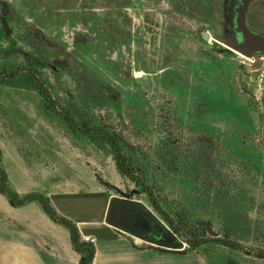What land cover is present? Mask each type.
<instances>
[{
  "label": "rangeland",
  "instance_id": "rangeland-1",
  "mask_svg": "<svg viewBox=\"0 0 264 264\" xmlns=\"http://www.w3.org/2000/svg\"><path fill=\"white\" fill-rule=\"evenodd\" d=\"M244 5L250 55L226 44L246 41ZM19 69L0 80L3 167L17 192L46 194L95 238V264H264V0H0V72ZM36 76L59 111L118 137L127 165L191 234H175L118 173L109 142L49 109ZM110 199L140 205L180 244L109 224ZM192 233L243 248L194 247ZM69 240L38 202L0 194V264H53L46 247L66 255Z\"/></svg>",
  "mask_w": 264,
  "mask_h": 264
},
{
  "label": "trees",
  "instance_id": "trees-1",
  "mask_svg": "<svg viewBox=\"0 0 264 264\" xmlns=\"http://www.w3.org/2000/svg\"><path fill=\"white\" fill-rule=\"evenodd\" d=\"M20 72L21 69L14 70L9 73L0 72V80H3L2 78L6 79L7 76L12 78L15 75L19 74ZM36 79H37L38 89L41 91L43 97L48 102L49 109L59 114L72 131L78 132L79 134L85 136L88 135L89 137H91L92 140L95 141L97 139H102L109 142L114 151L115 166L118 173L121 176L128 177L133 182L141 186L142 191L148 194L152 206L157 210V212L161 214L163 219L169 224L170 228L173 230L175 234L187 235L188 232H190L191 234V231H188L187 226L184 223L182 222L180 224L174 223L170 219L169 215L165 211H163L160 205L158 204V202L155 201L154 197L152 196L153 193L151 189L143 183L142 179H140L139 176L136 174V171L133 168H131L129 165H127L125 155L122 151L121 142L118 139V137H116L110 131L105 130L103 128L82 126L67 111H63V112L59 111L58 107L55 105L56 104L55 100L51 96L52 95L51 92H49L47 86L44 85L45 81L43 82L42 79H38L37 76ZM0 194H2L12 206H21L32 201L38 202L42 207L43 211L52 221L64 225L67 228L69 232L71 247L74 251H76L80 255L78 264H92L96 250L94 243L92 241L85 240L82 238L80 230L76 225V223L63 215H60L51 205L50 199L46 194L37 191H29L20 194L13 188L12 184L9 181L7 172L2 164L1 149H0ZM191 236L192 237H189L190 239H188V242L191 246L194 247H200L201 245L206 244L209 241H214L216 243L223 244L233 249L243 248V246L240 245V243L229 239L199 237L197 235L193 236V233ZM256 255L264 258V251L256 252Z\"/></svg>",
  "mask_w": 264,
  "mask_h": 264
},
{
  "label": "flooded vegetation",
  "instance_id": "flooded-vegetation-1",
  "mask_svg": "<svg viewBox=\"0 0 264 264\" xmlns=\"http://www.w3.org/2000/svg\"><path fill=\"white\" fill-rule=\"evenodd\" d=\"M245 36V35H243ZM246 39L245 43L242 44L245 46L248 50L252 49L253 45L255 43H250L247 40V36L244 37ZM111 200H117V199H110L108 208L110 207ZM124 202V201H122ZM124 208L127 210V220L125 221L128 225L127 231H130L131 233H134L135 235H139L140 237H143L146 240H154L155 241V235L162 237V227L157 223L151 215H149L146 211L143 210V208L132 202L130 199H126L124 202ZM120 206L116 205V213H119Z\"/></svg>",
  "mask_w": 264,
  "mask_h": 264
},
{
  "label": "water",
  "instance_id": "water-1",
  "mask_svg": "<svg viewBox=\"0 0 264 264\" xmlns=\"http://www.w3.org/2000/svg\"><path fill=\"white\" fill-rule=\"evenodd\" d=\"M245 8L246 5H244V9H242L239 17V27L244 33L245 37L247 36V40L250 44L252 40L251 35L248 28L245 26V22H244ZM204 37L208 38L207 33L204 34ZM226 44L232 47L233 49H235L236 51H239L240 53H243L245 55H250L251 53L250 49L248 50L245 46L237 44L231 40H226ZM117 204L120 206L118 214L116 213ZM124 204H125L124 202H121L119 200H111V204L109 209L107 210V215H106V220L109 224L115 227L119 226L121 228H128V225L125 222L127 220L128 212L127 210H125ZM155 240L166 243L167 245H171L173 247L180 244L177 238L170 235L168 232L164 231L163 228H162V237L155 235Z\"/></svg>",
  "mask_w": 264,
  "mask_h": 264
},
{
  "label": "crops",
  "instance_id": "crops-1",
  "mask_svg": "<svg viewBox=\"0 0 264 264\" xmlns=\"http://www.w3.org/2000/svg\"><path fill=\"white\" fill-rule=\"evenodd\" d=\"M80 230V229H79ZM80 233H81V236H82V238L85 236V235H89V234H83L82 232H81V230H80ZM90 236V235H89ZM70 241V240H69ZM42 242H44V240L42 241ZM47 242H49L48 244H50V241H47ZM93 243H95V242H93ZM54 247V246H53ZM23 248H25L26 249V247L25 246H23ZM47 249H46V252H47V254L48 255H51L52 253H55L56 255H55V257H56V261L53 263V264H64V263H71V264H78V260H79V258H80V255H79V253H77L76 251H74L73 249H72V247H71V244H70V248L73 250V251H71V253H66V255L65 254H60V251H58V250H60V249H58L57 247H55V248H52V245H48L47 247H46ZM29 249H31V250H33V251H36V249L34 248V249H32V248H29ZM95 249H96V247H95ZM27 250V249H26ZM71 254V255H70ZM96 256H97V252H96V250H95V255H94V258H93V261H92V264H95V262H96ZM71 258V260H69L68 258ZM49 262H51L49 259H48V262L46 261L45 263H38V264H50ZM16 263V261H13L12 262V264H15ZM22 264V263H21ZM25 264V263H24ZM27 264H30V263H27ZM32 264H36V263H32Z\"/></svg>",
  "mask_w": 264,
  "mask_h": 264
},
{
  "label": "built area",
  "instance_id": "built-area-1",
  "mask_svg": "<svg viewBox=\"0 0 264 264\" xmlns=\"http://www.w3.org/2000/svg\"><path fill=\"white\" fill-rule=\"evenodd\" d=\"M84 239H85V240L92 241V242H94V241H95V238H94V237H92V236H89V235H86V236H84Z\"/></svg>",
  "mask_w": 264,
  "mask_h": 264
}]
</instances>
